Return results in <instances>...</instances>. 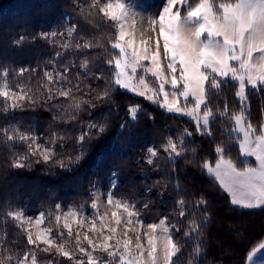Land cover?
<instances>
[{
	"label": "snow or ice",
	"instance_id": "6c2138e0",
	"mask_svg": "<svg viewBox=\"0 0 264 264\" xmlns=\"http://www.w3.org/2000/svg\"><path fill=\"white\" fill-rule=\"evenodd\" d=\"M72 6L78 10L77 16L94 26L113 29L107 34L110 48L96 36L80 35L78 25L65 14L63 25L40 30L32 37L59 49L43 68L0 69V110L6 115L26 107L52 111L44 137L33 126L22 128L19 122L0 127L5 145L25 148L10 156L9 166L31 169L33 164L44 163L70 171L85 159L87 146L107 133L109 122L88 119L81 123L75 147L67 155L63 153L73 136L71 130L57 125L75 126L85 109L105 105L109 114L114 109L118 113L116 94L123 90L165 113L187 117L194 126L192 130L177 129L175 137L167 135L159 149L147 147L143 160L137 161L154 171L160 170L157 161L161 158L170 164L171 171L154 180L153 186L167 190L171 184L175 206L158 222L146 223L143 215L151 211V199L141 207L138 200L116 197L118 170L109 174L107 191L92 183L90 214L83 206L64 211L57 203L54 213L39 212L33 218L7 205L6 217L16 222L26 245L21 251L19 241L9 243L0 237V264H41L40 253L54 257L43 264H60L61 257L71 264H179L190 243L187 264H200L207 253L205 229L212 220L209 200L204 193L191 199L181 194L176 167L180 159L212 178L227 193L234 209L264 210V106L257 127L250 119L248 99L249 92H264V0H161L155 13L136 0H90L87 4L73 0ZM26 39L21 35L12 45L21 46ZM93 49H102L103 63L97 62L101 53H93ZM68 52L72 58L61 64ZM76 57H80L79 65ZM233 89V104L238 102V109L227 99ZM125 111L128 119L119 126L114 144L128 124L143 114L139 104L129 105ZM147 118L155 120L152 113H147ZM217 121L219 129L213 128ZM217 134L221 137L218 141ZM196 136L213 143L214 161L205 156L196 164ZM234 146H238L239 159L230 154ZM153 186L145 192L151 193ZM165 203L161 199V204ZM46 218L54 221V226L39 227ZM233 235L245 251L241 261L231 264H264V234L251 242L245 240L243 231ZM233 254L232 246L221 252L222 257ZM209 264H224V260Z\"/></svg>",
	"mask_w": 264,
	"mask_h": 264
},
{
	"label": "trees",
	"instance_id": "16d2710c",
	"mask_svg": "<svg viewBox=\"0 0 264 264\" xmlns=\"http://www.w3.org/2000/svg\"><path fill=\"white\" fill-rule=\"evenodd\" d=\"M90 0H80L81 4H87ZM219 2V0H218ZM136 3L143 4L150 13H155L161 5V0H136ZM73 0H0V69L9 67L18 69L19 67H44L45 62L55 56L59 49L52 47L46 41L32 37L40 30L48 31L56 25H63L65 14L71 17V22L78 25L80 35H93L101 40L105 46L107 44V34L112 32L111 27L101 24L94 26L83 18L77 16V11L73 8ZM21 35L27 37L23 45L13 46L12 41ZM93 53L100 52L101 57L98 63H103L102 49H93ZM72 58V53L65 54L61 64H66ZM75 63L79 65L80 57H76ZM49 67H51L49 65ZM107 67V65H105ZM79 69L73 70L75 77ZM11 79V76L9 77ZM102 83V82H101ZM35 84V79L33 80ZM234 89L227 93L230 106L239 108V103L233 104ZM250 104L251 122L259 126L262 120L261 107L264 106V92L256 94L248 93ZM116 101L119 104L117 110L109 114V106L96 108L94 110L85 109L81 113V121L73 125H57L58 128H68L71 130L73 140L67 145L64 155L72 152L75 147L74 137L79 132L81 123L88 119L97 122L107 119L109 127L107 133L100 139L93 140L87 146L88 154L79 165H72L71 170H64L57 165H45L44 163L33 164L31 169H13L9 166L10 156L16 152H24L23 145L16 144L9 148L3 143L0 134V237H5L9 243L17 240L20 243L17 247L23 251L26 245L25 237L20 234L16 227V222L6 217L9 210L7 205H11L12 211L23 210L24 214L35 217L39 212H55L57 203L62 205V210L66 211L70 206L78 210L81 206L90 209L92 199L91 185L109 186V174L113 170H118V187L115 189L116 197H128L130 200H138L139 206L151 199V211L143 215L145 221H156L162 216L168 215L175 206L176 195L171 191L172 185L167 190L158 189L153 186L154 180L165 177L170 171V164L163 158L157 161L159 171H154L151 167L137 163L142 161L147 147L155 145L157 149L163 139L171 134L178 135L177 129L194 127L188 119L174 114L165 113L158 106L151 104L142 97H138L127 91H118ZM139 104L143 109V114L139 116L137 122L129 123L117 139L119 126L128 119L125 109L129 105ZM222 106V102H221ZM3 103L0 101V109ZM54 111V110H53ZM91 112V117L89 116ZM147 113H152L154 121L147 118ZM20 123L22 128L33 126L36 133L44 137L46 129L52 122V111L43 107L24 108L7 115L0 110V127L9 123ZM230 123V122H229ZM219 121L213 128L219 129ZM217 141L221 137L217 134ZM41 139V143H43ZM198 146L199 158L207 156L214 161L213 143L207 138L195 137ZM192 145L189 144L190 148ZM60 158V149L57 148ZM234 159L238 157V146L231 150ZM164 154L161 152V157ZM254 163V160H249ZM181 183V194L191 199L204 193L209 200V211L212 216L210 225L205 229L207 239L206 257L202 258L200 264H209L210 261L224 260V264H231L232 261L243 259L245 247L237 243L233 233H246L245 240L251 242L264 234V210H238L234 209L230 203L227 193L219 189L212 178L193 164H186L184 159H180L176 165ZM142 173H146L142 175ZM176 177H172V184ZM152 187L151 193H146L145 189ZM163 190L161 198L159 192ZM131 193V195H129ZM161 199L166 201L161 204ZM171 219H175L172 217ZM49 226H54V221L45 219ZM192 244H188L180 256L179 264H187L189 251ZM232 246V256H221L224 248ZM42 247V246H41ZM40 259L48 260L54 257L40 253ZM106 258V257H105ZM60 264H71L65 258H59Z\"/></svg>",
	"mask_w": 264,
	"mask_h": 264
},
{
	"label": "rangeland",
	"instance_id": "374dc122",
	"mask_svg": "<svg viewBox=\"0 0 264 264\" xmlns=\"http://www.w3.org/2000/svg\"><path fill=\"white\" fill-rule=\"evenodd\" d=\"M137 11H141V9H139V8H137L136 9ZM145 14H147V13H145ZM175 115V114H174ZM184 118H186V119H188L187 117H184ZM248 160H252V158H247ZM253 161V160H252ZM103 188L105 191H107V189H108V187H103V186H95V188H97V189H100V188ZM85 210V212H87V213H91V209H89V210H86V209H84ZM103 210V209H102ZM67 211V210H66ZM26 215V214H25ZM26 216H28V215H26ZM30 217H33V216H30ZM36 217V216H35ZM35 217H33V218H35ZM159 220V219H158ZM158 220H156V221H145L146 223H150V222H158ZM39 227H41V228H43V227H50L48 224H47V222H46V220L44 221V223L43 224H41ZM42 247H43V245H41ZM38 259H39V261L41 262V264H43V262L45 261L44 259H40L39 257H38Z\"/></svg>",
	"mask_w": 264,
	"mask_h": 264
}]
</instances>
